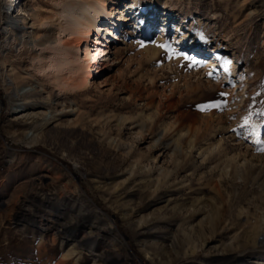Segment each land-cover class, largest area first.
Segmentation results:
<instances>
[{"label": "rangeland", "instance_id": "rangeland-1", "mask_svg": "<svg viewBox=\"0 0 264 264\" xmlns=\"http://www.w3.org/2000/svg\"><path fill=\"white\" fill-rule=\"evenodd\" d=\"M131 1L88 90L0 33V264H264V0Z\"/></svg>", "mask_w": 264, "mask_h": 264}, {"label": "bare ground", "instance_id": "bare-ground-1", "mask_svg": "<svg viewBox=\"0 0 264 264\" xmlns=\"http://www.w3.org/2000/svg\"><path fill=\"white\" fill-rule=\"evenodd\" d=\"M16 5V13L15 10H0V33L11 30L23 41L27 38L31 48L39 50L34 56V69L51 80L60 91L88 90L98 76L118 62L121 49L114 46L122 32L118 21L127 20L119 7H108L105 0H61L57 10L53 11V17L49 16L53 21L44 22L38 10L31 11L26 2L19 0ZM125 5L128 10L137 11L139 8L138 14L153 12L147 11L146 6H138L137 0ZM3 6L0 0V9ZM30 20L28 27L32 29L26 31L24 24ZM45 23L49 31L55 30L54 33L37 37L33 29Z\"/></svg>", "mask_w": 264, "mask_h": 264}, {"label": "snow or ice", "instance_id": "snow-or-ice-1", "mask_svg": "<svg viewBox=\"0 0 264 264\" xmlns=\"http://www.w3.org/2000/svg\"><path fill=\"white\" fill-rule=\"evenodd\" d=\"M161 47H163V45H161ZM221 96H223V95H226V94H224V93H221L220 94ZM221 106V104L217 101V102H211V103H208L207 105H202V106H200L202 109H204V108H218V107H220ZM262 115H264V113H262ZM248 123V121H247V119L245 120V124H247ZM257 142H259V141H257Z\"/></svg>", "mask_w": 264, "mask_h": 264}]
</instances>
